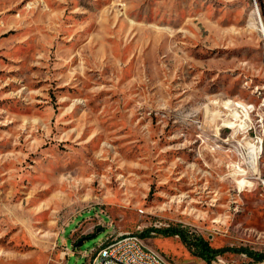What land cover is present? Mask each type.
Here are the masks:
<instances>
[{"label": "rangeland", "instance_id": "374dc122", "mask_svg": "<svg viewBox=\"0 0 264 264\" xmlns=\"http://www.w3.org/2000/svg\"><path fill=\"white\" fill-rule=\"evenodd\" d=\"M263 20L264 0H0V264H87L128 233L168 264H211L184 238L264 261L236 251L264 254Z\"/></svg>", "mask_w": 264, "mask_h": 264}, {"label": "built area", "instance_id": "2783aa9c", "mask_svg": "<svg viewBox=\"0 0 264 264\" xmlns=\"http://www.w3.org/2000/svg\"><path fill=\"white\" fill-rule=\"evenodd\" d=\"M64 254H71L65 247ZM87 264H168L154 250L148 248L142 237L137 234H110L109 237L93 250ZM211 264H227L222 255L212 258ZM259 264H264V261Z\"/></svg>", "mask_w": 264, "mask_h": 264}, {"label": "trees", "instance_id": "16d2710c", "mask_svg": "<svg viewBox=\"0 0 264 264\" xmlns=\"http://www.w3.org/2000/svg\"><path fill=\"white\" fill-rule=\"evenodd\" d=\"M258 7H259V5H258ZM262 8H263V6H262ZM262 19H263V17H262ZM163 232L164 233L166 232V234H170V235H182V231L179 230V229H168V230H165ZM184 242L186 244H191V245L197 247L200 250L201 256L204 259L208 260V261H211L213 257H215L219 252H221L220 250L213 249L210 246V244L207 241L203 240V239L191 240V239H188V238H184ZM236 251H240L242 253H245L248 256L257 259L258 261L264 260V254L254 253V252H252V251H250L248 249H240V250H236Z\"/></svg>", "mask_w": 264, "mask_h": 264}, {"label": "bare ground", "instance_id": "6f19581e", "mask_svg": "<svg viewBox=\"0 0 264 264\" xmlns=\"http://www.w3.org/2000/svg\"><path fill=\"white\" fill-rule=\"evenodd\" d=\"M264 25V24H263ZM261 33H263L264 35V26H262V23H261ZM234 104V103H232ZM223 105V104H222ZM236 105V104H235ZM224 107V105H223ZM226 107V106H225ZM238 107H241V105L238 103ZM249 108V107H247ZM251 112V111H250ZM239 114V113H238ZM246 116V115H245ZM232 117V116H231ZM249 119V118H247ZM236 121V120H235ZM227 123V122H226ZM238 131H240V126L238 127ZM260 142V141H259ZM258 142V143H259ZM261 143V142H260ZM248 157L251 159L250 164H251V167L253 168V170L255 171V174H261L260 173V168H259V164H260V154H259V145L257 146L256 144H250L248 145ZM239 175V174H238ZM242 176V175H240ZM244 177V176H243ZM242 179V178H241ZM238 183L240 184V186H247L245 184H247V182L245 181V179H242L240 181H238Z\"/></svg>", "mask_w": 264, "mask_h": 264}, {"label": "water", "instance_id": "95a60500", "mask_svg": "<svg viewBox=\"0 0 264 264\" xmlns=\"http://www.w3.org/2000/svg\"><path fill=\"white\" fill-rule=\"evenodd\" d=\"M102 231H103V229H100V230H98L97 233L102 232ZM85 239H86V237H83V238L77 243L76 246H80V245H82V243L84 242Z\"/></svg>", "mask_w": 264, "mask_h": 264}, {"label": "crops", "instance_id": "0c3cea01", "mask_svg": "<svg viewBox=\"0 0 264 264\" xmlns=\"http://www.w3.org/2000/svg\"><path fill=\"white\" fill-rule=\"evenodd\" d=\"M76 229H77V228H76ZM76 229H75V230H76ZM75 230H74V231H75ZM63 243H64L65 246L67 245V244H66L67 241H66L65 239H63Z\"/></svg>", "mask_w": 264, "mask_h": 264}]
</instances>
